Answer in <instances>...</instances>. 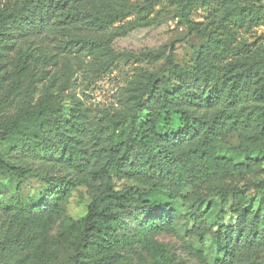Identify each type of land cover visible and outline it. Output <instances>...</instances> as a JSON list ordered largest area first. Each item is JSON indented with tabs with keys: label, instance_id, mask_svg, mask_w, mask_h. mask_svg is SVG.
Returning <instances> with one entry per match:
<instances>
[{
	"label": "trees",
	"instance_id": "trees-1",
	"mask_svg": "<svg viewBox=\"0 0 264 264\" xmlns=\"http://www.w3.org/2000/svg\"><path fill=\"white\" fill-rule=\"evenodd\" d=\"M68 1L57 0L53 4L54 0H24L20 8L0 13V39L6 33L15 35V38L46 33L62 36L66 38V49L90 54L96 52L95 75L108 73L116 65L131 61L149 65L163 61V65L153 73L143 69L131 81V85L136 84L132 86L130 101L133 113L109 120L111 135L105 138L107 145L102 149L103 162L88 173L99 183L97 195L87 205L81 220L61 226L57 233V244L68 249L70 257L67 262L60 263L50 255L45 262L131 264L132 244L120 223L122 216L130 210L141 209L147 218L154 217L144 225L139 238L154 258L149 264H185L176 262L164 246L154 241L159 235L176 231V224L170 217L155 218L159 210L173 214L176 201L181 200L191 203L198 211L204 202L203 195L210 192H216L222 202L231 199L238 205L243 203L248 189L264 192V181L247 186L233 183L234 179H242L250 173L255 166L254 161L245 159L236 163L220 154L222 138L229 134H237L241 139L239 146L227 150L235 156L246 157L253 149L252 144L264 139V104H249L247 85L240 80L239 74L232 76L229 86H221L220 91L217 90V77L230 73L224 64L236 43V30L259 27L261 20L253 8L243 7L241 0H215L218 2L216 7H210L211 0H204L212 12L211 18L208 17L206 41L198 54L199 67L184 71L173 64V47L168 54L164 51H145L137 55L112 51L111 46L116 39L152 23L149 17L156 0H148L142 6L120 0L116 6L85 12L73 10V6L67 8ZM192 8L191 0H187L181 13V23L190 34L203 35L205 32L200 26L188 19V11ZM131 16L133 20L127 21ZM73 24L81 27L80 34L61 33L60 29L65 30L66 26ZM16 69L17 73L29 69L28 56L20 58ZM249 69L252 76L260 75L258 80L264 83V57L254 61ZM171 71L182 78L181 85L173 92L168 91V85L159 86L160 75ZM199 80L214 85L206 95L207 101L225 96L228 103L217 109L207 121L199 114L203 100H196V106L194 102L188 106L180 100V93L195 91L193 87ZM261 96L264 98V92ZM148 108L154 112L147 120V128H143L139 117ZM2 109L0 107V112ZM56 112L46 98L36 106L23 102L14 117L0 124V139L29 141L27 149L31 155L46 156L50 152L68 169L82 172L80 153L71 143L74 136L66 130V122L56 117ZM172 115L179 117V130L160 133V123L165 119L171 121ZM75 125L77 127L72 128L74 133L83 131L79 124ZM46 134L54 136L50 142L45 141ZM0 174L21 180L26 179L29 172L7 164L0 153ZM113 177L135 182L137 188L129 186L115 190ZM66 195L67 189L57 192L50 210L33 205L29 210H23L24 214L22 210L17 212L20 214L17 217L19 232L8 244L30 247L38 241V235L46 236ZM260 213L264 216V208ZM252 216L254 214L248 209L241 208L235 226L218 228L215 245L219 255L214 264H264V220L256 224ZM194 219L198 221V217ZM41 245L40 242L36 244L37 248ZM42 251L41 255H44Z\"/></svg>",
	"mask_w": 264,
	"mask_h": 264
},
{
	"label": "rangeland",
	"instance_id": "rangeland-1",
	"mask_svg": "<svg viewBox=\"0 0 264 264\" xmlns=\"http://www.w3.org/2000/svg\"><path fill=\"white\" fill-rule=\"evenodd\" d=\"M120 0H69L67 8L85 12L104 6H116ZM129 4L142 6L148 0H126ZM54 0L53 4H56ZM187 0H156L150 15L152 23L146 28H140L128 36L118 38L112 43L115 53L132 52L135 55L150 51L153 53L168 52L173 47V64L184 70H196L199 67L198 54L205 44L209 31L208 24L212 10L207 8L204 0H191L192 10L188 11V19L197 23L205 32L203 35H192L181 23V13ZM218 2L210 1V7H216ZM242 6L253 8L261 20L259 27L237 29L236 43L229 59L224 66L229 75L218 78L220 87L226 88L231 84L233 75L239 74L240 80L247 85L249 104H264L261 94L264 83L259 76H252L250 65L264 57V0H241ZM24 0H0V13L14 10L23 6ZM219 15V14H218ZM211 18V16H210ZM133 20L129 17L127 21ZM60 29L61 33H77L80 26L69 25ZM65 39L56 34H42L26 38H15L8 33L0 39V124L10 117H14L23 102L31 106L47 99L57 112L56 117L66 122V130L74 136L71 143L79 151L80 164L83 171L68 169L65 164L58 162L53 153L31 155L27 146L29 141L22 139H0V153L7 164L27 170L26 179H16L12 176L0 174V264H47L48 256L55 261L65 263L70 257L68 249L61 248L56 242V236L61 226L70 225L84 217L86 207L97 195L98 182L92 180L88 173L103 162L102 149L107 145L105 138L111 135L108 123L112 118L127 116L133 113L130 105L132 86L131 81L141 70L157 72L163 61L149 65L147 63L131 61L128 64L116 65L108 73L94 74L95 53L93 54L66 49ZM28 56L29 69L17 73V63L21 57ZM252 76V77H251ZM159 86L168 85V91L173 92L181 85L182 78L178 75L164 73L159 77ZM212 83L199 80L193 87L195 91L181 92L180 100L190 106L196 100H203L200 105V116L205 121L226 103L225 96L213 101L206 96L212 90ZM220 93V92H219ZM229 102V100H227ZM185 109L187 107H184ZM153 110L148 108L139 117L143 128H147V120ZM177 116L172 115L171 121L166 119L160 123L159 132L176 133L180 124ZM79 124L83 131L78 133L72 129ZM81 128V129H82ZM45 141L50 142L54 136L46 134ZM241 139L237 134H229L222 138V156L228 157L236 163L245 159L254 161L255 166L242 179H234L238 186L259 185L264 181V139L252 144L253 149L246 157L235 156L227 151L228 148L239 146ZM51 143L50 146L55 145ZM101 150V151H100ZM231 183V182H227ZM115 190L133 186L135 182L113 177ZM67 189V195L61 203L60 213L54 218L48 234L38 235L35 245L26 247L12 246L8 241L19 232L18 216L29 210L31 206L50 210L54 195ZM220 189V188H219ZM218 189V190H219ZM205 194V192H203ZM204 201L195 210L189 202L176 201L175 213L159 210L155 218L170 217L176 224L174 234H163L154 238L157 244L164 246L168 254L176 262L185 264H214L219 252L215 245L216 233L221 226H235L240 209H248L254 216L256 224L264 220L260 213L264 208V192L248 189L242 204H234L231 199L222 202L216 192L203 195ZM25 208V209H23ZM260 215L256 218V214ZM198 217V221L194 218ZM141 209L130 210L121 218L120 227L126 229V238L132 244L130 253L131 264H149L154 260L151 252L140 242L142 229L149 219ZM42 243L41 247L36 244ZM41 250L42 254L41 255Z\"/></svg>",
	"mask_w": 264,
	"mask_h": 264
},
{
	"label": "built area",
	"instance_id": "built-area-1",
	"mask_svg": "<svg viewBox=\"0 0 264 264\" xmlns=\"http://www.w3.org/2000/svg\"><path fill=\"white\" fill-rule=\"evenodd\" d=\"M264 29V28H263Z\"/></svg>",
	"mask_w": 264,
	"mask_h": 264
}]
</instances>
